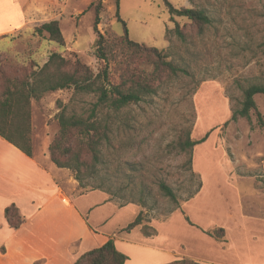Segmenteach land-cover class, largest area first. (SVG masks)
<instances>
[{
  "label": "rangeland",
  "instance_id": "374dc122",
  "mask_svg": "<svg viewBox=\"0 0 264 264\" xmlns=\"http://www.w3.org/2000/svg\"><path fill=\"white\" fill-rule=\"evenodd\" d=\"M169 2L178 9L204 10L212 25L200 32L187 19H172L163 0H119L120 17L130 39L159 49L182 71L164 77L156 84L155 94L120 111L100 100V87L109 84L102 76L106 64L96 52L99 35L115 43L124 34L116 0H95L79 16H67L59 22L64 48L36 33L38 27L62 14L61 8L50 6L29 31L30 39L21 44V55H0L8 72L14 67L38 71L57 53L70 65L79 61L95 76L101 74L92 91L71 88L33 101V147L35 138L37 146L48 152L59 130L60 112L89 117L95 111L96 118L110 125L112 132L110 144L103 149L102 164L89 182L101 188L95 191L109 192L122 205L140 207L144 235L153 229L155 220L162 222L176 211V204L161 191V183L174 191L182 206L200 188L201 180L242 179V171L264 168V129L258 126L257 116L251 113L250 119L231 121L234 112L241 109L244 91L252 85H264V0ZM97 8L100 17L95 31ZM177 26L183 39L174 32ZM44 47L53 48L43 51ZM2 50L0 46V54ZM117 55L131 70L151 76L153 67L144 57L121 50ZM107 70L109 81L118 84L122 72L117 63H111ZM255 101L264 117V96L257 95ZM188 136L208 138L192 151L181 152L178 143ZM223 169L228 171L227 177H222ZM67 173L76 181L72 172ZM76 183L74 197L92 192L90 186L83 188Z\"/></svg>",
  "mask_w": 264,
  "mask_h": 264
},
{
  "label": "crops",
  "instance_id": "0c3cea01",
  "mask_svg": "<svg viewBox=\"0 0 264 264\" xmlns=\"http://www.w3.org/2000/svg\"><path fill=\"white\" fill-rule=\"evenodd\" d=\"M94 1L0 0V55H21V44L50 6L62 10L50 22L62 23ZM241 177L200 179V188L166 220H155L148 234L145 224L120 233L140 215V207L122 205L104 191L74 197L76 181L51 162L35 138L29 157L0 136V264H74L112 238L127 256L125 264H264V168L242 171ZM12 206L25 220L17 230L5 218ZM216 228L225 230L222 241L208 234Z\"/></svg>",
  "mask_w": 264,
  "mask_h": 264
},
{
  "label": "trees",
  "instance_id": "16d2710c",
  "mask_svg": "<svg viewBox=\"0 0 264 264\" xmlns=\"http://www.w3.org/2000/svg\"><path fill=\"white\" fill-rule=\"evenodd\" d=\"M163 2L172 19L174 17L187 19L200 32L204 27L212 25L211 17L204 10L178 9L169 0H163ZM116 4L118 21L124 26V34L115 43H109L99 35L96 41V52L98 59L106 64L102 76L109 84L107 86L103 83L100 87V100L108 103L115 111H120L155 94L156 84L161 83L164 77L176 76L182 71L168 61L166 55L159 49L136 43L130 39L127 25L120 17L119 0H116ZM99 17L100 9L97 8L95 31H97ZM174 32L183 39V33L178 26ZM36 33L40 37H47L50 42L60 47H65V38L58 21L41 25L36 29ZM118 50L144 57L147 64L153 67L151 76L144 71L131 70L129 65L122 64L123 60L119 62ZM111 63H117L122 72L120 82L116 85L109 81L107 69ZM102 76L101 74L95 76L89 67L79 61L70 65L69 61L57 53L51 54L48 62L38 71L27 67H14L8 72L0 63V136L27 156L33 157V101L42 99L48 93L71 88L82 92L92 91ZM257 95L264 96V85H252L244 91L241 109L234 112L231 121H237L239 118L250 119L251 113H254L258 119V126L264 129V117L255 101ZM57 120L59 130L48 148L51 162L59 169L72 172L81 187L90 186L92 191L100 190V187L89 182V178L97 174V168L103 161V149L110 144L112 132L110 125L96 118L95 111L89 117L67 115L65 111H62ZM207 138L194 140L188 136L186 140L178 143V148L181 152L192 151L196 146L204 143ZM160 189L167 198L179 206L177 195L168 185L161 183ZM5 218L10 228L14 230L21 228L25 223L15 206L6 209ZM186 219L189 221L188 218ZM142 221L143 212L120 233H131L142 225ZM208 234L222 241L225 237V230L216 228ZM127 260V256L117 250L115 240L112 238L100 248L80 256L74 264H125ZM171 264L196 263L182 260Z\"/></svg>",
  "mask_w": 264,
  "mask_h": 264
}]
</instances>
